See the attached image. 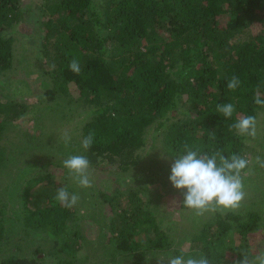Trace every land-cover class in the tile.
<instances>
[{
  "label": "trees",
  "instance_id": "trees-1",
  "mask_svg": "<svg viewBox=\"0 0 264 264\" xmlns=\"http://www.w3.org/2000/svg\"><path fill=\"white\" fill-rule=\"evenodd\" d=\"M73 58L79 74L69 69ZM19 64L25 74L15 78ZM10 71L11 90L0 85V264H159L155 255H179L185 241L186 256L213 264L256 254L249 247L264 232L256 159H264V139L231 126L252 115L264 132V106L254 103L257 91L264 99V0H0V80ZM234 75L240 85L230 90ZM229 102L226 118L216 106ZM29 114L32 129L23 122ZM185 144L247 159L248 190L239 208L192 210L179 229L157 200L169 205L168 157L174 162ZM69 155L105 174L91 238L78 205L55 199L60 187L86 190L63 167ZM91 243L98 253H79Z\"/></svg>",
  "mask_w": 264,
  "mask_h": 264
},
{
  "label": "clouds",
  "instance_id": "clouds-1",
  "mask_svg": "<svg viewBox=\"0 0 264 264\" xmlns=\"http://www.w3.org/2000/svg\"><path fill=\"white\" fill-rule=\"evenodd\" d=\"M69 69L79 74L81 67L79 61L73 58L69 63ZM240 85L237 76H232L226 87L235 90ZM254 103L264 106V99L257 91ZM216 111L224 117H231L234 112L232 103H219ZM232 128L238 130L241 135L255 137L256 118L248 115L238 119ZM94 133H89L82 140L83 149L87 150L94 141ZM65 144L71 140L70 134L65 130L62 133ZM257 163L264 168V159L257 157ZM63 167L67 170L68 177L80 187H92L90 179V162L84 155H69L63 160ZM248 160L237 155L225 156L217 151L211 155L200 154L187 144L184 145V152L176 156L171 164L169 180L173 187L183 191V206L192 209L197 215H202L206 211H228L240 207L246 193L241 179V171L248 166ZM55 199L67 208L77 205L80 197L76 193H70L67 187L57 189ZM179 255L160 256V264H213L207 256H186L184 250H180ZM242 259L234 261V264H264V249L252 255L248 252H241Z\"/></svg>",
  "mask_w": 264,
  "mask_h": 264
},
{
  "label": "rangeland",
  "instance_id": "rangeland-1",
  "mask_svg": "<svg viewBox=\"0 0 264 264\" xmlns=\"http://www.w3.org/2000/svg\"><path fill=\"white\" fill-rule=\"evenodd\" d=\"M36 1H38V0H36ZM224 19H226V18H224ZM27 26H28V24H27ZM15 35L17 36L16 43L19 45V42L22 39V35L17 31H16ZM32 65L30 64V66L26 67V70L28 68H33L36 70V68L33 67ZM15 70L18 72L17 74H15V76H13L15 78L18 77L19 75L25 74L24 68L22 69L20 64H19V68H16ZM10 74H11V71L8 72L7 76H3L2 80H0V85L1 86H2V84L4 85L3 91H6V92L11 90V87H10L11 82L8 78V76H10ZM17 95L22 96L20 94H17ZM27 116L23 118L24 125H25V127L32 129V127L34 126L33 115L29 114V117H27ZM260 128H262V127H260ZM261 130L258 127V130L256 131V135H257L258 140L264 139V132H263V130L262 131ZM161 160L165 161V159H162V157H161ZM168 163L172 164L173 159L168 157ZM88 171L90 173V179L92 181V187L86 188L85 191H84V189L80 188L78 190V192H76V194H78L80 197V199L77 203L78 212L80 213V221H81L80 227L82 228L83 232L88 237L91 238L99 230L98 218L101 216V212H102L101 210H102V206L104 207V204L101 205V204H99L100 202L97 203L96 200L99 199L98 198L99 197L98 191L105 187L106 182H105V174H100L98 171H92V170H88ZM159 177L161 178L164 176L162 174H159ZM59 179L60 178L55 176L54 181H58ZM111 181H113V180H111ZM122 185H125V183ZM164 185L165 186H163L162 189L166 194H168L167 201L169 202V205L166 207V205H165L166 198L164 200V195H162L158 198V200H157L158 205L160 206L161 204H164V206L161 207L162 211H164V210L172 211V215L177 216L176 220H178L179 229H181V227H183L184 225L190 224L191 219L187 218V215L190 212H192V209H189V208L183 206V203H182L183 202V191L182 190L179 191L180 193H178V192L173 193L172 191L176 188L173 187L170 180H169V183L167 182ZM245 190H248V187L244 188V191ZM163 200H164V203H162ZM166 224H167V222H166ZM139 235H141V236H138V238L142 239L143 235L142 234H139ZM263 235H264V232L260 233L257 236V241L255 242V244H253L251 247H249L251 252L257 253L260 250L264 249V236ZM188 246H189V241H185L182 245V248L187 249ZM98 249H99L98 245H95V243H91L90 247H89V245L85 246V248L81 249L79 251V253L80 252L85 253V254L90 253V254L94 255L95 253H98ZM141 249H143V248H141ZM143 250L147 251V248H144ZM147 252H148L147 253L148 257L149 256L154 257L155 254L153 255L151 252H149V251H147ZM38 255H39V257H42L43 252H40ZM81 255H83V256H81L82 257L81 259H86V258H84V254H81ZM167 255H169V254L164 253V255H161L160 253H158L157 255H155V259H159L158 257L167 256ZM88 257H89V259H96L97 258V257L95 258V257H91V256H88ZM116 259H118V258H116ZM40 261H42V260H40ZM43 261H44L43 264H54V263H51L50 259H44ZM158 263L160 264L159 260H158ZM113 264H116V263L114 262Z\"/></svg>",
  "mask_w": 264,
  "mask_h": 264
}]
</instances>
